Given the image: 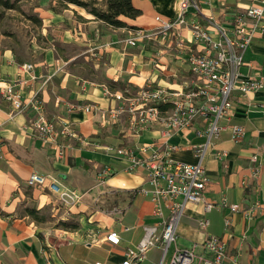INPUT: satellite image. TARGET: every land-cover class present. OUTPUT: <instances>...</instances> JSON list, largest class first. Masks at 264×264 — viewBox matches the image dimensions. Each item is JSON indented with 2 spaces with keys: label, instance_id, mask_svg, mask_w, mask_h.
I'll list each match as a JSON object with an SVG mask.
<instances>
[{
  "label": "crops",
  "instance_id": "1",
  "mask_svg": "<svg viewBox=\"0 0 264 264\" xmlns=\"http://www.w3.org/2000/svg\"><path fill=\"white\" fill-rule=\"evenodd\" d=\"M83 1H94L95 6L106 9V0ZM131 2L141 13L134 19L119 17L125 26H112L87 8L62 0L60 7H55L53 1L51 6L34 9L39 26L28 40L20 41L14 33L0 31V85L3 81L26 80L21 98L38 102L52 121H69L79 134L68 157L57 159L38 137L23 128L34 115L33 109L13 110L0 91V264H118L126 249L143 237V227L157 222L151 202L137 192L147 186L144 170L139 167L127 171L129 162L106 152L103 146L135 151L149 146L148 152L160 146L163 150L160 127L154 124L134 132L128 128L127 111L102 125L98 114L78 107L95 105L104 111L126 107L107 93L126 88L132 93L147 85L171 92L190 90L194 76L185 60L186 53H204L206 45L190 43L187 27L178 29L182 45L175 36L161 39L158 23L150 22L153 14L175 20L180 0ZM195 2L199 11L190 8L186 18L205 27L208 17H216L220 26L229 28L232 14L247 7L246 0ZM136 27L147 30L148 36L136 46H129L128 31ZM213 38L218 36L214 34ZM243 61L239 67L243 76H264V32L251 41ZM24 63L31 64L32 69L22 71L20 65ZM31 74L36 78L31 80ZM46 76H50L48 83L43 82ZM228 98L233 115L230 121L220 120L225 129L210 140L201 163L210 178L206 196L223 197L239 208L229 214L231 223L225 230L228 211L205 212L201 204L187 203L176 226V241L187 247L212 234L226 243L224 264H233V260L238 264H264V213H252L251 218L246 215L255 202L264 209V170L255 176V163L250 160L257 154L264 164V116L253 107H264V91L240 95L233 90ZM171 100L160 104V108L170 110ZM231 124L245 128L241 140L231 139ZM205 128L204 119L197 117L190 128L174 133L167 141L175 146L167 153L169 159L199 162L193 147L206 142ZM221 151L225 155L218 156ZM104 166L112 169V175L98 183L97 171ZM32 171L58 176L62 186L84 193L82 199L73 207H62L48 191L27 185ZM26 207L35 209L38 218L29 216ZM71 219L75 220V229L56 226ZM201 219L209 222L204 229L198 225ZM108 229L119 234L117 245L104 240ZM160 254L157 244L139 264L156 263Z\"/></svg>",
  "mask_w": 264,
  "mask_h": 264
},
{
  "label": "built area",
  "instance_id": "2",
  "mask_svg": "<svg viewBox=\"0 0 264 264\" xmlns=\"http://www.w3.org/2000/svg\"><path fill=\"white\" fill-rule=\"evenodd\" d=\"M246 1L247 7L243 12L232 14L229 28L220 26L216 17H208L206 27L197 20L189 21L186 18L189 9L192 8L195 13L199 11L195 0H180L179 13L175 20L155 17L161 39L175 36L179 45H182V36L178 29L187 27L191 36L190 43L206 45L204 53L192 51L186 53L185 60L194 76L190 90L171 92L164 87L147 85L132 93L126 88L122 92L107 91L112 98L123 101L126 107L109 108L105 111L95 105L78 107L94 115L98 114L102 125L109 124L127 111L130 130L138 133L150 125H158L161 141L165 144L163 150L159 146V149L150 152H148L149 146H143L139 151L111 145L103 146L106 152L114 153L129 162L127 171L132 172L139 167L144 170L147 186H141L137 192L151 202L152 214L157 218L156 223L143 227V237L134 247L126 249L123 259L118 264H139L146 259L147 252L157 244L160 246L161 254L159 261L153 264H162L171 245L174 247L169 264H224L226 243L223 239L207 234L201 242L179 247L175 230L187 203L201 204L205 212L214 209L228 211L224 217L225 230H228L231 223L229 214L239 208L237 204H228L223 197L210 199L206 196L210 178L201 160L207 146L210 145V140L218 138L225 129L220 124V120L230 121L233 115V107L228 98L230 93L233 90H237L240 95L264 91V76H243L239 72V67L244 63L245 50L256 36L264 32V0ZM147 33L143 28L130 29L126 44L136 46L148 36ZM214 34L218 39L213 38ZM32 67L27 63L20 65L21 70L26 72ZM35 78L36 76L31 74L30 79ZM49 81L50 76H46L43 80L44 83ZM25 83L26 80L21 78L3 81L0 85L3 99L16 111L31 107L34 115L23 125L24 130L38 137L43 146L50 149L57 159H66L73 141L79 139V134L65 119L56 122L50 120L38 102L23 100L21 86ZM170 100V110L165 111L160 108V104ZM253 107L260 109L264 116V107L259 108L256 104H253ZM197 117L204 119L207 137L205 143L193 147L200 159L199 162L190 164L169 159L167 153L175 149V146L168 144V139L174 133L190 128ZM229 132L232 140L239 141L245 135V128L240 124H231ZM81 141L89 144L84 139ZM217 155L223 156L225 151ZM250 160L255 163L253 174L260 175L264 170V164L258 161L257 154L252 155ZM111 175L112 169L109 166L100 168L97 171L98 183L104 182ZM26 183L41 191H48L65 208L79 203L84 195L75 189L62 186L58 176L51 173L42 174L32 171ZM252 213L263 214L264 209L255 202L249 207L247 217L251 218ZM208 223L207 219L198 221L199 227L203 229ZM104 240L109 244L117 245L120 237L117 231L108 229ZM95 264L102 263L95 262ZM233 264L238 263L233 260Z\"/></svg>",
  "mask_w": 264,
  "mask_h": 264
},
{
  "label": "rangeland",
  "instance_id": "3",
  "mask_svg": "<svg viewBox=\"0 0 264 264\" xmlns=\"http://www.w3.org/2000/svg\"><path fill=\"white\" fill-rule=\"evenodd\" d=\"M14 2L13 8H5L0 4V31L2 34L14 33L20 39L24 41L27 39L31 33L34 34L35 27L39 26V21L35 14L34 9L38 7H48L51 6L54 1L55 7H60L62 0H9ZM157 15L153 14L150 22L155 24V17ZM149 22V23H150ZM28 40V39H27ZM25 52V48H23ZM69 226L75 225V220H69L67 223ZM56 226L65 227L63 224L57 223ZM179 247H182L177 243ZM174 245H171L169 251L167 252L163 264H168L171 257V252Z\"/></svg>",
  "mask_w": 264,
  "mask_h": 264
},
{
  "label": "trees",
  "instance_id": "4",
  "mask_svg": "<svg viewBox=\"0 0 264 264\" xmlns=\"http://www.w3.org/2000/svg\"><path fill=\"white\" fill-rule=\"evenodd\" d=\"M70 2L87 8V10L92 13L98 19H101L112 26H125V23L119 19V17H128L131 19L136 18L141 11L135 8L131 0H106V9H101L94 5V1H83V0H69ZM0 4L5 8H13L14 2L9 0H0ZM26 213L29 216H34L38 218L37 211L33 208L26 207ZM59 224L65 225L66 228L75 229L76 224L72 227L66 223L60 222Z\"/></svg>",
  "mask_w": 264,
  "mask_h": 264
}]
</instances>
